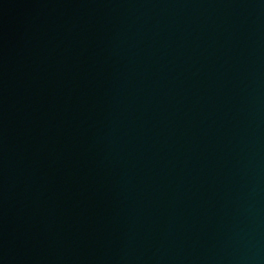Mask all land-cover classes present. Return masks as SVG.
<instances>
[{
  "label": "water",
  "instance_id": "95a60500",
  "mask_svg": "<svg viewBox=\"0 0 264 264\" xmlns=\"http://www.w3.org/2000/svg\"><path fill=\"white\" fill-rule=\"evenodd\" d=\"M0 264H264V0H0Z\"/></svg>",
  "mask_w": 264,
  "mask_h": 264
}]
</instances>
